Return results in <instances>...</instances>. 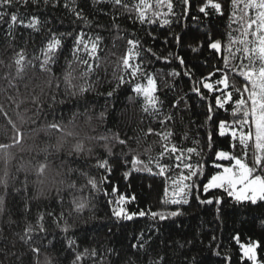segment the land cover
Returning a JSON list of instances; mask_svg holds the SVG:
<instances>
[{
    "label": "trees",
    "instance_id": "1",
    "mask_svg": "<svg viewBox=\"0 0 264 264\" xmlns=\"http://www.w3.org/2000/svg\"><path fill=\"white\" fill-rule=\"evenodd\" d=\"M70 7H75L77 11L82 10L83 15L91 22V26H86L82 21L76 20L75 16L63 6L61 0L58 6L51 3L39 7L29 4L26 8L15 4L9 12L17 14L27 21L32 15L39 16L42 25L39 33L24 27L13 28L14 39L8 36L9 24L0 23V105L8 113V116L15 122L17 128L23 133V139L19 145L7 150H0V178L7 180V195L5 197V211L0 216V248H7L17 253L27 251V247L19 240L20 234L28 223L33 225L37 217L43 213L45 215V226L49 229L47 239L43 236H36L34 240L41 248V260L44 255L57 256L58 264H72L73 252L65 251L57 255L51 248L46 247L49 240L63 241L72 238L78 245V250L85 248L95 249L97 255H89L82 264H152L153 261L164 258V264H226L224 255L231 256V264H251L248 261H241V252L232 237L240 235L241 241H256L258 261L264 262V202L258 201L253 205L247 201L235 203L232 198L225 197L221 205H201L195 199V195L201 199L210 194L202 191L195 193L190 198V204L183 205L184 215L163 221H154L150 217H134L132 220L117 219L112 215L111 209L116 207L114 203L121 195L126 198L122 206L130 212L138 209H151L153 211L167 209L175 210L176 205H164L161 200L164 198L165 187L169 188L171 196V179L176 178L178 170H173L167 176L155 175L159 169L155 167V161L162 151L161 145L164 141L154 134L147 133L148 128L156 132H171L168 139L169 147L175 145L179 149L204 148L198 156L193 154L191 163L202 165V173L199 183H207L211 175L223 169H217L215 165H229V161H218L213 152L224 150L232 154L239 155V148H231L230 137H220L216 124L220 119H233L231 109L227 111L221 109L214 116L212 121L206 120V102L201 101L195 93L191 91L193 80L183 75L185 71L179 63L177 57H182L189 69L194 71V79L198 80L202 76H207L215 66L223 67V57L227 56V45L229 37H237L238 32L233 31L237 24L231 23L233 19V9L231 0H218L222 4L223 15L216 13L210 7L207 9L208 15L200 13L198 7L205 4V0H190L188 12L184 13V5L181 0H173L175 15L161 16L153 24L133 23L128 19L127 14L122 9H116L121 13L116 23L122 29L117 33L112 25V15L114 10L109 3H95L94 0H68ZM133 3V0H126ZM242 8V5L240 6ZM160 11V9H159ZM161 13H166L164 7ZM241 13L237 11L235 19H239ZM151 15V13H149ZM163 19H168L170 23L163 24ZM7 21V17L5 18ZM99 25V26H98ZM231 25V26H230ZM83 31L85 40L89 37L100 35L103 42L100 47L103 49L99 54L102 57L101 67L98 72L90 77L96 84V91L86 93L85 96H66V91H71L65 84L63 71L67 68V61L72 60V47L75 36ZM50 32L57 35L60 33H72L71 36L62 37V48L56 55V63L50 65L51 73L41 71L40 60L33 57L40 56V50L46 46ZM135 33L133 37L132 34ZM151 33V36L148 35ZM118 35L123 37L117 38ZM155 36L153 40L151 37ZM179 37V42L176 37ZM128 38L140 39L144 47H151L157 55L169 56L168 61H157L155 57L146 58L143 67L148 73L155 74L159 96L162 101L159 119L163 115H172L174 119L161 126L159 119L149 116L142 111L143 98H138L130 102L129 97L135 96L130 89L135 85H125L113 97L98 93H107L111 90V84H115V77L123 75L118 67L120 58L124 55L128 45ZM220 40L222 43L221 53L214 54L207 47L209 39ZM193 48L199 51L193 52ZM24 49L27 59L31 60L35 67L29 66L23 78L16 76V68L13 64L15 53ZM81 58H87L84 52L79 54ZM150 56V54H149ZM42 59V57H41ZM232 63L238 64L239 61ZM76 74L81 70L77 64ZM175 71L181 73L176 77L167 75ZM214 77L213 80L219 77ZM126 79H130L126 76ZM50 81V83H49ZM137 83L145 84L146 81L137 80ZM212 82V81H209ZM229 82H235L237 87L242 85L243 78L234 73H229ZM84 83L81 80H74L73 84ZM167 85H172L168 87ZM231 90V89H229ZM55 95L57 103L54 109L49 108L51 96ZM12 99L9 100L8 98ZM211 99V94H209ZM178 108L171 105L181 100ZM35 101V102H34ZM37 108L42 109L39 119L35 113ZM54 112L55 116H63L67 123L72 118L73 113H78L74 124L80 137L96 136L100 134H110L119 132L122 137L125 133L133 139L129 147L136 149L141 159L148 162L152 173L148 171L131 170L130 164L124 163L122 152H127L119 144H114L113 156H108L101 146L103 142H87V146L94 148V155L91 158L81 157L76 163H71L73 168L82 167L89 176L95 177L99 184V191L91 189L90 186L83 191L64 190L57 195V187L54 184V172H50L46 177H38L35 166L38 161L44 160V154L39 149L44 147L45 135L41 129L43 125L52 119L51 115L45 118L46 113ZM105 114V119L101 120L100 114ZM23 117V119H21ZM32 120H36L33 124ZM212 135L214 145L209 151L206 141ZM14 132L8 125L7 120L0 115V144L12 143L11 137ZM137 140L139 141L137 143ZM75 142V141H73ZM6 151L7 155H4ZM185 152V157H187ZM96 157L107 158L111 167V172L95 167ZM69 161L76 159L51 156L54 161L53 169L59 165L60 159ZM130 159V157H129ZM161 163L174 164V159L165 156ZM125 172H130L127 179ZM5 173L7 176L5 177ZM171 177V178H168ZM72 180L77 183V188L87 184V178L73 173ZM44 183L41 184L40 181ZM27 182V191H23L24 183ZM102 181V182H101ZM116 188L115 194L112 189ZM16 189H21L19 193ZM219 195V190H213ZM107 193V195L105 194ZM5 195V189L0 185V196ZM73 196L83 197L87 206L82 211H74L71 203ZM63 198L62 201L60 198ZM135 197L134 200L131 198ZM109 201H113L109 204ZM27 205V210H25ZM219 208V212H217ZM53 212L59 216L63 211L68 222L73 225L72 229L64 234L52 224L53 217L47 215ZM71 213V215H69ZM63 224V221H61ZM143 233L144 240L147 241L145 249L137 251L131 245L137 243V238ZM215 236L216 242L213 247L208 245ZM15 248H12V244ZM220 245L222 256L213 254L216 244Z\"/></svg>",
    "mask_w": 264,
    "mask_h": 264
},
{
    "label": "snow or ice",
    "instance_id": "2",
    "mask_svg": "<svg viewBox=\"0 0 264 264\" xmlns=\"http://www.w3.org/2000/svg\"><path fill=\"white\" fill-rule=\"evenodd\" d=\"M60 2L61 0H0V23L7 22L9 24L8 36L12 39L15 37L11 30L17 26L39 33L42 25L39 16L32 15L25 21L17 12L10 13L9 9L13 8L15 4L26 8L29 4L39 7L41 3L44 6L51 3L55 7ZM94 2L112 5L114 14L112 15L111 27L117 33L121 32L122 29L116 23L121 15L120 12L115 11L116 9H122L123 13L127 14L128 19L134 24L139 23L142 25L156 23L157 21L154 18H159L162 15H175L173 0H133L131 4L127 3L126 0H94ZM181 3L185 6L183 9L184 13H187L190 7V0H181ZM231 5L233 9L241 13L239 19H235L237 11H233V19L231 20V23L237 24V28L233 29V31L238 32L239 35L235 38L229 37L226 49L228 55L223 57V67L215 66L207 76H202L196 80L194 79V71L187 67L184 59L182 57H177V59H179L180 65L185 69L183 75L193 80L191 91L201 101L206 102V120L212 121L221 109L225 111L229 108L231 109L233 119L231 121L220 119L216 124V128L220 137L231 138V148L233 150L239 148L240 154L236 155L224 150L213 152L218 161H229V166L217 163L215 167L217 169L222 168L223 170L211 175L207 183L201 185L198 181L202 173V165L199 163L193 164L190 161L193 154L199 156L204 151V148H188L185 150L179 149L175 145L169 147L168 139L172 135L171 132L160 133L152 128H148L145 135L154 134L164 141L161 145L162 151L159 153V158L155 161V167L159 171L153 174L167 176L173 170H178L176 178L171 179V196H169V188L165 187L164 198L161 200V203L179 207L175 210L161 209L153 211L151 209H138L135 212H130L126 207L122 206L126 198L121 195L114 202L116 207L111 209L112 215L117 219L132 220L134 217H150L154 221H163L184 215L182 206L190 204V198L199 191L205 194L211 193L203 199L195 195V199L201 205H212L214 203L221 205L225 197L232 198L237 204L245 201L253 205L257 204L258 201L264 202V0H231ZM241 5L242 8L240 7ZM63 6L75 16L76 20L82 21L86 26H91V22L83 15L82 10L77 11L75 7H70L68 0H64ZM163 7L167 8L166 13L159 11ZM209 7L216 13L223 15V6L218 0H205V4L198 7V11L208 15L207 9ZM6 17L7 21H5ZM168 23H170L168 19H163V24ZM66 35L71 36L72 33H60L57 35L54 32H50L46 46L40 50L41 55L33 57L34 60L41 61L39 65L41 71L51 73L50 65L56 63V55L63 46L61 38ZM85 35L81 31L75 36L72 47V60L67 61V68L63 71L65 84L69 89H72L70 92L66 91V96H79L83 98L86 93L95 92L96 84L99 82V80L91 81L90 77L96 74L101 67L102 57L99 53L103 51L100 47L103 37L96 35L95 37H89L86 41ZM148 35L151 36V33ZM132 36L134 37L135 33ZM117 38L122 39L123 37L118 35ZM151 38L153 40L156 39L155 36ZM176 41L179 42L178 36L176 37ZM127 45L128 47L118 64L123 75L115 77V84L109 82L111 90L107 91L106 94L98 93V95H106V97L111 98L121 87L134 84L135 86L130 90L135 93V96L129 97L130 102H134L136 99L142 97V111L149 116L159 119L162 115V101L156 95L158 92L157 80L155 74L148 73L143 65L146 58L150 62V57H155L157 61L164 60L167 62L172 53H169L168 56L157 55L151 47L145 48L143 42L138 38H128ZM207 47L214 54H218L221 53L224 46H222L220 40H212L210 38ZM192 51H199V48H193ZM81 52H84L87 58H81L79 55ZM233 61H239V63L234 64L232 63ZM13 64L18 78H23L29 66L35 67L32 61L27 59L24 49H20L15 53ZM73 64H77L81 68L78 75ZM218 73L220 74L219 77L213 80L214 77H217ZM229 73H234L243 78L244 82L240 87H237L235 82L230 84ZM167 75L176 77L181 75V73L172 71ZM126 76L130 79H126ZM138 79L146 81V84L137 83ZM74 80H81L84 83L80 84L77 88V85L73 84ZM166 86L172 87V85L167 84ZM209 94H211V99ZM8 99L11 100L12 98L9 97ZM50 100V109H54L57 103H65L63 100L58 102L55 95L51 96ZM181 102L182 98L172 104L171 107L174 109L178 108ZM41 111L42 109L37 108L35 113L37 119H39ZM0 115L7 120L8 125H10L11 130L14 132V135L11 137L12 143L0 144V150H7L20 144L23 139V133L20 132L2 105H0ZM48 115H51L52 119L48 120L41 129L37 130L38 133L40 131L44 133L45 141L44 147L39 149V152L44 154V160L37 162L35 171L38 177H46L50 172H54L53 182L60 186L56 189L58 196L64 190V187L68 190L83 191L85 187L90 186L91 189L99 191V184L95 177L89 176L82 167L73 168L70 166V162L76 163L81 157L91 158L94 155V148L87 146L86 141L89 143L93 141L103 142L101 146L108 156L114 155L112 150L114 144L128 148L127 152H122L124 163L126 165L130 164L131 170L152 173V168L149 166L152 163V158L149 157L148 162L141 159L136 149L129 147V143L133 138L128 137L126 133L124 137L117 132L81 138L74 124L78 113H73L72 118L67 123L64 122L63 116L57 117L54 112L46 113L45 118ZM99 118L104 120L105 114L102 112ZM173 119L172 115H163V119H159V123L163 126ZM32 123L35 124L36 120H32ZM213 145L214 142L210 134L205 147L209 151H212ZM185 152L188 154L187 157H185ZM61 154L64 157H75L76 159L69 161V159L61 158L59 165L53 169L54 161L50 160L49 157H60ZM4 155H7L6 151ZM165 156L169 159H174L175 163H161ZM95 167L102 168L109 173L111 172L107 158L96 157ZM73 173L86 177L87 184L77 188L76 181L71 179ZM129 174L130 172L124 173L125 179H127ZM6 176L7 173H5ZM40 183L43 184L44 181L41 180ZM0 185L5 189V195L0 196V216H2L5 211L7 180L0 178ZM213 190H219L220 194L216 195ZM20 191L21 189H16L17 193ZM23 191H27L26 181ZM115 192L116 188H113L112 194H115ZM105 194L107 195V193ZM60 199L62 201L63 198L61 197ZM131 199L134 200L135 197ZM71 203L74 205V211L77 212L82 211L87 206L86 200L83 197L73 196ZM112 203L113 201H109V204ZM25 210H27V205H25ZM217 212H219V208H217ZM47 215L53 217L52 224L60 232L67 234L72 229L73 225L68 222L63 211L60 212L59 216H56L51 211ZM44 220L45 215L41 213L34 225L28 223L24 227L23 232L17 234L22 244L27 247V251L17 253L6 247L0 248V264H58L57 256L55 255L46 254L43 260H41V248L37 246L34 240V237L41 235L44 239H47L49 229L45 226ZM61 221H63V224H61ZM232 239L238 245L242 254L241 261L246 260L251 262V264H264V262L258 261L257 258L258 242L251 240L247 243L242 242L239 234L234 235ZM137 240L138 242L132 244L131 248L137 251L144 250L147 241L144 240L143 233L140 234ZM216 240L217 238L213 236L208 247L212 248ZM15 246L13 243L12 248H15ZM46 247L51 248L57 255H61L65 251H72V264H82L83 260L89 255L92 257L97 255L95 249L89 250L85 248L82 252L79 251L76 241L67 237L63 241L54 242L53 240H49ZM213 254L222 256V250H220L218 243ZM223 259L226 264H231V256L224 255ZM152 264H164V258L160 257L153 261ZM193 264H195V258H193Z\"/></svg>",
    "mask_w": 264,
    "mask_h": 264
},
{
    "label": "rangeland",
    "instance_id": "3",
    "mask_svg": "<svg viewBox=\"0 0 264 264\" xmlns=\"http://www.w3.org/2000/svg\"><path fill=\"white\" fill-rule=\"evenodd\" d=\"M164 8V7H163ZM163 8H160V11H163ZM146 84V83H145ZM222 165H224V166H229L227 163H225V164H222ZM257 258H258V255H257Z\"/></svg>",
    "mask_w": 264,
    "mask_h": 264
}]
</instances>
